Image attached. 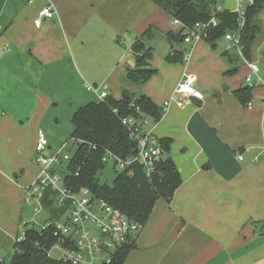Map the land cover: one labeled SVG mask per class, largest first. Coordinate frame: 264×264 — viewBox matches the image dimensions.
I'll use <instances>...</instances> for the list:
<instances>
[{
  "label": "crops",
  "instance_id": "obj_1",
  "mask_svg": "<svg viewBox=\"0 0 264 264\" xmlns=\"http://www.w3.org/2000/svg\"><path fill=\"white\" fill-rule=\"evenodd\" d=\"M50 5L57 15L37 28L39 12ZM258 20L262 35L249 63L261 67L263 79L264 13ZM150 29L147 63L157 73L144 86L130 85L123 79L137 69L132 46ZM180 31L151 0H0V237L20 232L26 191L39 176L38 131L49 137L54 102L75 113L102 101L103 91L120 100L125 90L160 109L174 98L151 128L172 141L167 157L183 183L170 202H157L124 264H264V105L257 102L264 86L254 88L252 108L242 105L233 92L250 86L244 58L230 53L238 61L228 65L205 41L178 39ZM188 73L201 100L175 94Z\"/></svg>",
  "mask_w": 264,
  "mask_h": 264
},
{
  "label": "trees",
  "instance_id": "obj_2",
  "mask_svg": "<svg viewBox=\"0 0 264 264\" xmlns=\"http://www.w3.org/2000/svg\"><path fill=\"white\" fill-rule=\"evenodd\" d=\"M155 5L167 12L173 19L182 24L177 38L183 41V32L193 29L196 24L205 23L216 17L219 25L212 29L206 43L213 50H218V42L225 39L228 33L238 34L239 19L228 11L215 12L216 0H151ZM264 13V0H256L253 7L248 8L246 20L241 34L243 58L249 63L251 50L262 35L259 15ZM153 29L137 39L132 46V53L137 61V69L128 71L123 79L130 85L144 86L157 72L148 68L152 59ZM184 42V41H183ZM230 63H235L232 54L222 53ZM167 58L169 62L183 61V58ZM238 68L225 73V76L236 75ZM253 86H247L233 92L234 97L247 105L253 100ZM133 107L159 122L163 109L158 108L149 98L143 95H132L123 90L120 100L108 96L100 102L89 103L78 109L74 115V133L71 137L74 154L67 166L65 184L73 191L88 189L96 198L104 200L112 207L120 210L129 219L146 224L159 200L170 202L183 183L180 172L171 157L160 162L154 174L148 177L141 165H134L125 172H117L111 186L102 184L99 174L108 164L103 162L107 150L121 159L132 156L136 144L131 140L122 120L135 115ZM166 152L171 150L170 139L161 140ZM95 147V150H93ZM57 242L51 235L39 234L36 230H28L21 243L14 244V253L9 264H67L47 256ZM135 248H124L117 256L114 264H124L129 253ZM0 264H6L5 259Z\"/></svg>",
  "mask_w": 264,
  "mask_h": 264
},
{
  "label": "built area",
  "instance_id": "obj_3",
  "mask_svg": "<svg viewBox=\"0 0 264 264\" xmlns=\"http://www.w3.org/2000/svg\"><path fill=\"white\" fill-rule=\"evenodd\" d=\"M224 0H216L215 12H223L220 5ZM256 0H236V11L230 12L239 19L238 34L228 33L225 40L232 45V49L243 58L241 34L245 25L248 8L255 5ZM57 15L56 10L50 5L44 7L35 20V25L40 28L45 20H51ZM174 25L182 27L175 20ZM219 25L214 16L210 21L196 24L193 29L183 32V41L186 44H194L206 41L210 31ZM251 74L246 82L252 86V76L260 74V68L253 63H247ZM196 76L185 74L178 84L175 94L190 96L201 100L203 95L196 89ZM88 91H96L93 86H87ZM107 92H102L100 98L105 100ZM174 98L163 106V112H167ZM178 106L183 108L184 103ZM253 107V102L248 104ZM135 115L122 120L129 132L131 140L136 144L135 153L121 159L113 152H105L103 162L113 163L117 172H125L134 165H141L148 177L152 176L158 164L167 158V152L161 140L154 134L150 117L142 113L139 108L133 107ZM151 128V129H150ZM61 147L56 155L49 156L50 140L43 130L38 131L35 146V163L39 167L37 180L26 191L25 204L30 207L33 220H25L21 223L20 232L15 237V243H21L26 238L28 230H36L39 234L51 235L57 239L55 245L46 252L52 257V250L57 247L61 256L59 259L67 264H114L120 252L129 246H134L144 229V224L129 219L120 210L112 207L104 200L96 198L88 189L73 191L65 184L67 166L73 157L62 154L67 147ZM95 150V147H93ZM242 159V158H241ZM257 160V159H256ZM66 161L65 172H58L54 166ZM47 215V219L41 224L35 221L39 215ZM38 225V226H36ZM55 259V258H53ZM4 259L0 257V263Z\"/></svg>",
  "mask_w": 264,
  "mask_h": 264
},
{
  "label": "rangeland",
  "instance_id": "obj_4",
  "mask_svg": "<svg viewBox=\"0 0 264 264\" xmlns=\"http://www.w3.org/2000/svg\"><path fill=\"white\" fill-rule=\"evenodd\" d=\"M220 5L227 11L229 12H235L236 11V0H224L223 2L220 3ZM174 28H177L174 26ZM161 42L158 43V52H161ZM179 46L184 47V45L180 44ZM226 50H228L229 53H236L235 50L232 49V45L227 43L225 39H221L218 42V52L219 53H223ZM256 51V46L253 47L252 52L253 54ZM258 51H264V46H262ZM260 57H264L261 54H259ZM228 65H230L229 61H228ZM261 68V67H260ZM261 71V70H260ZM244 73V71H239V73L237 74V79L242 77V74ZM188 74H192V73H188ZM255 77V78H254ZM235 79V80H237ZM253 81L256 82V84H253L252 82V86L256 89H260L264 86V78L260 79L258 75H254L252 77ZM148 83V82H147ZM224 85V84H223ZM224 86L228 87V83H225ZM151 87H156V85H152L151 83ZM223 88V86H222ZM257 102H260L261 104L264 105V98L263 100L258 99ZM55 104H57L58 107H51V111H52V118L48 117V119L51 118L50 120V126L49 128L51 129L50 133H49V139L51 141V145H52V151H49L47 154L49 156L52 155H56L57 153H59L61 151V147H63L64 144H66L65 147H67L65 149V151L62 154H67L69 156H72L74 154V148H73V142L71 140V137L74 133V123H73V119H74V108L70 109L68 106H64L62 104H58L57 102H54ZM254 105V104H253ZM57 122V124H56ZM149 123L153 124L155 123V121H153V119H149ZM46 132L47 129L45 130ZM178 158V157H177ZM35 161V160H34ZM67 166L66 161L63 162L62 166L60 164H57L56 166H54V169H56L58 172H65V168ZM116 169L114 168L113 163H108V165L105 167V169L103 171L100 172L99 174V179L100 182L102 184H106L108 186H111L114 183L115 178L117 177L116 174ZM32 210L30 209V207H27V212L25 214H23V221L25 220H33L34 215L31 212ZM45 219H47V215L43 214V215H39L35 218V221H37V223H43L45 221ZM38 226V225H36ZM14 244H15V237H9V236H4L2 235L0 237V257L1 259H5L6 264H9L13 253H14ZM52 257L55 259H59L61 256V253L59 252L58 248L55 247L52 250Z\"/></svg>",
  "mask_w": 264,
  "mask_h": 264
},
{
  "label": "water",
  "instance_id": "obj_5",
  "mask_svg": "<svg viewBox=\"0 0 264 264\" xmlns=\"http://www.w3.org/2000/svg\"><path fill=\"white\" fill-rule=\"evenodd\" d=\"M232 59L238 61V57H236V56H232ZM227 89H228L227 86H223V91H222V92L226 93V92H227ZM212 96H213V98H216V99L221 103L222 93H221L220 91H215V92L212 94ZM202 103H203L202 101H196V104H197L198 106H201Z\"/></svg>",
  "mask_w": 264,
  "mask_h": 264
}]
</instances>
